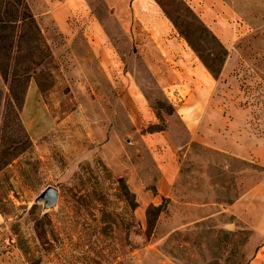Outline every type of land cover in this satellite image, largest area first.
<instances>
[{
	"label": "rangeland",
	"instance_id": "obj_1",
	"mask_svg": "<svg viewBox=\"0 0 264 264\" xmlns=\"http://www.w3.org/2000/svg\"><path fill=\"white\" fill-rule=\"evenodd\" d=\"M24 2L50 58L21 106L0 76V264H264L263 2Z\"/></svg>",
	"mask_w": 264,
	"mask_h": 264
},
{
	"label": "trees",
	"instance_id": "obj_2",
	"mask_svg": "<svg viewBox=\"0 0 264 264\" xmlns=\"http://www.w3.org/2000/svg\"><path fill=\"white\" fill-rule=\"evenodd\" d=\"M49 58V49L24 0H0V76L3 82L8 84L10 107L23 104L31 75ZM209 72L212 74L210 70ZM0 153L1 159H6L2 166H6L16 157L10 146L1 148ZM122 189L124 201L128 202L129 209L133 211L136 208L134 201H131L133 195L125 185H122ZM157 209L151 207L147 210L149 229L154 225L151 216L153 217ZM35 232L40 236L38 222L35 223Z\"/></svg>",
	"mask_w": 264,
	"mask_h": 264
},
{
	"label": "water",
	"instance_id": "obj_3",
	"mask_svg": "<svg viewBox=\"0 0 264 264\" xmlns=\"http://www.w3.org/2000/svg\"><path fill=\"white\" fill-rule=\"evenodd\" d=\"M57 191L52 187L46 188L37 198L38 202H44L45 206L52 205L56 200Z\"/></svg>",
	"mask_w": 264,
	"mask_h": 264
},
{
	"label": "crops",
	"instance_id": "obj_4",
	"mask_svg": "<svg viewBox=\"0 0 264 264\" xmlns=\"http://www.w3.org/2000/svg\"><path fill=\"white\" fill-rule=\"evenodd\" d=\"M262 2H263V4H264V0H261ZM234 2H235V0H234ZM232 3H233V1H232ZM219 4V3H218ZM235 4H236V2H235ZM225 5H227L226 3H225ZM205 6H206V4H205ZM233 7H234V4H233ZM206 13V12H205Z\"/></svg>",
	"mask_w": 264,
	"mask_h": 264
}]
</instances>
